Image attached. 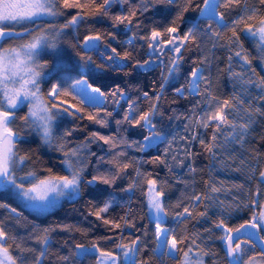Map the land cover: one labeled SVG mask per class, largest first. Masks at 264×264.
I'll list each match as a JSON object with an SVG mask.
<instances>
[{"label":"snow or ice","instance_id":"1","mask_svg":"<svg viewBox=\"0 0 264 264\" xmlns=\"http://www.w3.org/2000/svg\"><path fill=\"white\" fill-rule=\"evenodd\" d=\"M114 4L127 11L113 12ZM162 8L169 9L163 22L141 19ZM67 9L77 11L63 23L37 24L44 17H62ZM190 12L202 19L186 24ZM100 17L108 18L113 29L124 26L132 35L119 41L113 31H90L82 40L68 43L77 60L72 71L79 68L76 76L44 82L48 61L38 59L40 51L57 48L66 29H78L82 23ZM114 40L119 46L111 43ZM246 40L252 42L255 55L245 48ZM145 46L149 58L138 59ZM218 49L227 53L224 67H220ZM93 51L99 52V62L93 58ZM193 51L200 55L192 61L194 66L185 83L173 89L190 105L179 115L173 109L174 115L168 118L186 121L184 134L178 135L166 131L157 117L164 115L160 101L165 85L181 74L184 53ZM256 60L264 65V0H0V186L13 190L28 206L46 210L62 198L75 199L83 195V188L96 185L88 201V215L110 232L131 228L141 233L128 238L114 234L71 246L65 240L62 247L67 248V254L56 253V264H83V260L89 264H205L206 256L213 257V264H264V153L249 140L255 125L264 123V74L253 66ZM151 64L161 69L159 91L153 81L154 95L138 89L141 94L133 98L120 85L105 91L92 78L94 71L130 76L137 68L148 70ZM223 75L233 87L227 96L217 87V79ZM142 100L147 102L146 108L141 107ZM109 102L120 111L106 107ZM65 118H71L73 126L61 132ZM84 119L101 128L110 127L114 120L117 132L92 131L76 144L70 138L82 128L75 122ZM130 129L141 130L142 139L129 140L120 134ZM29 133H35L41 144L59 154V172L53 167L37 168L31 152L22 153L18 145ZM260 139L264 142V136ZM93 143L105 155L92 152ZM195 143L210 161L242 172L246 182L225 186L209 176L202 180L203 189L197 191L193 162L201 153L193 150ZM158 144L165 145L162 155L147 160L128 152L146 153ZM30 161L33 166L27 167ZM186 161L192 179L174 177L184 185L174 203L168 202V180L141 167L145 163L164 165L172 173ZM103 164L108 168L101 171ZM90 166L94 174L88 175ZM130 169L135 175L126 186H120L118 182ZM136 191L148 210L142 217L147 220L142 230L129 220L131 208L119 219L106 215L119 204L117 192ZM0 208L9 209L12 218L20 222L22 213L16 207L0 202ZM242 211L247 218L232 226L229 219ZM169 218L179 230L167 226ZM208 220L211 227L194 230L193 222ZM57 228L87 236L80 228L58 225L37 226L27 237H19L0 220V264H44ZM216 230L219 234L215 238L224 244L223 256L205 241V236L211 239Z\"/></svg>","mask_w":264,"mask_h":264},{"label":"trees","instance_id":"2","mask_svg":"<svg viewBox=\"0 0 264 264\" xmlns=\"http://www.w3.org/2000/svg\"><path fill=\"white\" fill-rule=\"evenodd\" d=\"M135 2V0H134ZM113 12L127 11V8H121L120 5L114 4L111 9ZM76 9H67L65 10V15L62 17H56L51 20H42L38 21L37 24H42L46 21H52L53 23H63L66 18H69V14H75ZM169 9L162 8L159 10H154L152 13L146 14V17H141L147 23L150 20H156L158 22H163V17L168 15ZM174 14V13H172ZM234 15V13H233ZM186 24H191L193 22H198L201 17H199L198 13H187L186 14ZM183 28V25H182ZM135 29H133L134 31ZM68 36L66 41L67 45L70 42H77L78 40H82L83 36L89 34L90 31H113L118 34L119 41H126L129 36L132 35L131 31H128L124 26H120L118 28L113 29L111 26V21L108 18H95L89 20L85 23H82L78 29H66L65 30ZM64 34V35H65ZM114 46H119L117 41H111ZM142 44V42H140ZM140 44L135 45L137 48L140 47ZM126 46V45H125ZM245 48L248 49L253 55H255V49L250 40L245 41ZM101 50H103L101 46ZM123 51V48H120ZM66 53L62 57L63 65H61L56 70L52 71V68H48L45 70V74H47L46 78L43 80L44 82H59V79H66L69 75L73 78L76 76V72L79 71V68H76L75 71H72L73 66L77 63L75 54L73 50L69 47L65 51ZM147 49L144 47L143 51H140L137 55L138 59H148V55H146ZM94 59H97L99 62V52L93 51L91 53ZM185 62L183 63V67L181 70V74L175 78L170 79L169 83L165 85V88L162 93V99L160 101V108L164 113L163 117H157V120L162 122L166 131L174 132L178 135H183V125L186 121L172 119L169 120L170 116H173V109L176 110L177 115L184 113L190 107L188 101L183 98L177 96L173 89L175 87H179L181 84L185 83V76L190 71L191 67H193L192 61L200 55L198 52H185ZM216 55L221 57L219 61L220 67H224V58H226L227 53L223 50H217ZM155 59V57H152ZM254 67H256L257 72L260 74H264L261 63L256 60L254 61ZM130 67V65H129ZM236 70L239 71V64H236ZM160 72L161 69L158 64H151L148 66V70L144 69H135L130 76H125L122 73H117L115 71L109 72H93L92 78L97 81L99 85L104 86L105 91L112 90L116 85H120L122 88L128 91L129 96L135 98L139 96L141 93L139 90L148 91L150 95H154L153 91V81L156 82L155 90L159 91L160 80ZM215 67L213 68V73H215ZM217 74V73H216ZM221 79L222 85V94L227 96L232 93L233 87L232 83L229 81L226 75L219 76ZM91 82V81H90ZM255 93V89H250ZM71 102V101H69ZM123 104L124 102L121 101ZM110 110L116 107L117 112L120 109L113 105L111 102L105 105ZM147 106L146 101H141V107ZM26 111V108L24 109ZM23 115V111L20 113ZM122 115V113H121ZM114 117L119 118L116 112H114ZM75 123L79 124L82 128L81 131H77L74 134L73 142L79 144L81 141L85 139L92 131H99L102 134H114L117 132V126L115 125L114 120H112L110 127L101 128L99 125L93 124L89 122L87 119L82 121H76ZM73 121L71 118H65L63 124L61 125V132L65 127H72ZM126 127V126H125ZM121 135H125L129 140H141V130L139 129H130L127 133H120ZM261 136H264V123H258L255 125V132H253L250 137V144L259 149L261 153H264V142H261ZM24 143L18 145V147L22 150V153L31 152L32 159L35 161V166L37 168H46L53 167L56 172L60 171V167L58 165L59 154L49 147L41 144L39 137L35 133H29L24 135ZM165 145L158 144L153 148L147 150L146 153L135 152L132 149H129V155L135 156L137 158H142L144 160L149 159L151 156L162 155L163 148ZM175 147V145H174ZM107 146H105V151ZM90 150L92 152H96L98 155H105L104 151H101V148L98 144L93 143L90 145ZM193 150L195 152L201 153L196 157L194 166L197 168V173L195 174V180L198 182L195 187L196 190L199 191L203 189L204 185L202 180L208 179L209 176L214 178L217 181H222L225 186H230L233 183H244L246 182L245 175L242 172L233 171L231 168L225 167L224 165L217 163L216 161H210L207 154L203 153V150L200 148L198 143L193 144ZM169 162L171 160L169 158ZM92 163L95 164V158H92ZM189 162H185L184 167H174L173 172L169 173L167 168L164 165H153L150 163L143 164L142 171L152 172L154 174H158L160 179L168 180V202L174 203L181 196V192L184 189V185L177 183L174 177H180L186 180H191L192 177L188 172L187 164ZM32 162L30 161L27 167H32ZM101 171H104L108 168V165L103 164L100 165ZM22 174V173H21ZM88 175L94 174L92 167L90 166L88 169ZM135 175V172L131 169L129 170V175L126 176L123 180L119 181L120 186H126L130 178ZM104 187V186H100ZM97 188L96 185L87 186L82 189L83 195L77 197L71 201L62 202L55 210L49 212L44 216H37L28 210L24 209L20 206V204L11 196L8 192L0 190V202L8 203L11 207H16L18 211L22 213L20 217V222L12 218L13 214L9 209L0 208V220H4L9 227V230L18 235L19 237H27L29 233L32 232L34 227L39 229H43L45 227L56 228L58 225H69L75 228H80L82 230L87 231V236L81 235L78 231H60L58 228L55 232L52 233V241L50 245V255L47 260L44 261V264H56V253L67 254V248L62 247V244L65 240L69 242V246H71L75 242L79 243H89L92 240H95L100 237H105L109 235H123L125 238L135 237L141 233L136 232L131 228H123L116 233L108 231L107 226H104L101 221H97L94 216H89V205L88 201L92 199V193ZM191 190V189H190ZM117 198L119 199V204L115 205L112 209H110L109 213L106 215L110 219H119L120 216H123L129 208H131V216H129V220H134L137 228L143 229V225L147 223V220L142 219L144 214L148 211L146 204L143 203V198L140 195L139 191L130 194L116 193ZM122 197V199H120ZM221 198H224L222 195ZM231 199V197H227ZM215 218V217H213ZM247 218L246 212H238L233 214V216L229 219V223L232 226H235L243 221V219ZM194 230L203 231L204 228L211 227V220L202 221L201 223H195ZM167 226L173 229L179 230L175 221H172L170 218L167 221ZM182 227V226H180ZM191 227V225H190ZM219 234V230L212 235L211 239H208L207 235L205 236V241L207 246L213 251L217 252L219 256H223L224 244L222 241L215 238L216 235ZM29 243H31L29 241ZM38 247V246H36ZM205 264H213V257L206 256ZM83 264H89L88 260H83ZM165 264H172L171 261H166ZM218 264H223L222 261H218Z\"/></svg>","mask_w":264,"mask_h":264},{"label":"rangeland","instance_id":"3","mask_svg":"<svg viewBox=\"0 0 264 264\" xmlns=\"http://www.w3.org/2000/svg\"><path fill=\"white\" fill-rule=\"evenodd\" d=\"M51 19H54V18L53 17H44L42 20H51ZM42 20H40V21H42ZM65 33H66V31H65ZM67 39H68L67 34L62 35L61 36V43L58 44L57 48H55V49L44 48L40 51L38 59H40L41 62H43L44 60L48 61V67L44 69V72L48 68H52V71H54L57 68H59L61 65L64 64V62L62 64H61V62H62L63 55L66 53L65 52L66 49L69 48L67 43H66V42H68V41H66ZM262 68L264 71V65H262ZM46 76H47V74L44 73L43 80L46 78ZM213 76H214V78H217L216 72L213 73ZM217 87L220 90V92L222 93L223 89H222V85H221V79H219V78L217 79ZM0 190L8 192L9 195H11L20 204L21 207H23L24 209L28 210L29 212H31L37 216H44V215L48 214L49 212L55 210L64 201L74 200V199L70 200L67 198H62L54 206H51V207L47 208L46 210H37L31 206H28V202L24 201L22 197H19L18 195H16V193L13 190H11L10 188L5 189V188H3V186H0Z\"/></svg>","mask_w":264,"mask_h":264},{"label":"water","instance_id":"4","mask_svg":"<svg viewBox=\"0 0 264 264\" xmlns=\"http://www.w3.org/2000/svg\"><path fill=\"white\" fill-rule=\"evenodd\" d=\"M251 231V230H250Z\"/></svg>","mask_w":264,"mask_h":264}]
</instances>
